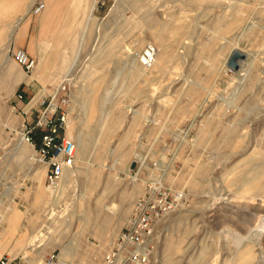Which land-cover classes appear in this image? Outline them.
<instances>
[{
    "label": "rangeland",
    "instance_id": "1",
    "mask_svg": "<svg viewBox=\"0 0 264 264\" xmlns=\"http://www.w3.org/2000/svg\"><path fill=\"white\" fill-rule=\"evenodd\" d=\"M64 79L78 161L53 189L39 133L21 144ZM153 181L187 198L153 264H264V0H0V255L102 264Z\"/></svg>",
    "mask_w": 264,
    "mask_h": 264
},
{
    "label": "built area",
    "instance_id": "2",
    "mask_svg": "<svg viewBox=\"0 0 264 264\" xmlns=\"http://www.w3.org/2000/svg\"><path fill=\"white\" fill-rule=\"evenodd\" d=\"M157 48L149 43L136 56L145 67H151ZM21 64L32 65L23 50L16 53ZM41 102L33 127L27 132L28 141L34 139L30 133H39V161L46 165V180L50 188H56L64 173L75 167L77 143L66 134L68 122L67 107L70 102L69 84L63 81ZM22 97V95H19ZM25 115L28 113L25 112ZM186 195L160 182H148L144 193L139 196L130 212L126 224L118 234L113 249L108 252L102 264H153L158 241V225L173 210L183 206ZM17 256L0 255V264H24ZM57 255L49 258V264H56Z\"/></svg>",
    "mask_w": 264,
    "mask_h": 264
},
{
    "label": "bare ground",
    "instance_id": "3",
    "mask_svg": "<svg viewBox=\"0 0 264 264\" xmlns=\"http://www.w3.org/2000/svg\"><path fill=\"white\" fill-rule=\"evenodd\" d=\"M94 5H95V3H94ZM44 6L46 8L43 10V12H42V14L40 16V25H41L42 31H44L45 29H47L53 23L56 4H54V3L50 2V1H47V6L46 5H44ZM30 10H31V5H28L25 8H23V6H21V7L18 8V11L16 12V15H17V18H18L16 25L19 23V21H21L22 19H24V17H26L28 15V13L30 12ZM40 61H41V72H42L41 75H42L43 78H45V77H47V74H48L47 71H48V68H49V62L44 57H41V60ZM67 77L69 78V75ZM64 80L65 81H68L67 79H64ZM64 80H61L60 83L62 81H64ZM60 83H59V85H60ZM68 135H69V132H68ZM24 137H25V140H23V143L21 144V153H23V151H24V146H25V143L26 142L29 145H31L29 143V141L27 140V137L26 136H24ZM78 149H79V145L77 144V151H78ZM34 154H35V151H34ZM77 161H78V152H77ZM76 164H77V162H76ZM71 170L66 171L67 174L65 172L64 173L65 176L63 175V177H69L70 178L71 173H72ZM75 175H76V172H75ZM60 262L62 263V261H60Z\"/></svg>",
    "mask_w": 264,
    "mask_h": 264
},
{
    "label": "water",
    "instance_id": "4",
    "mask_svg": "<svg viewBox=\"0 0 264 264\" xmlns=\"http://www.w3.org/2000/svg\"><path fill=\"white\" fill-rule=\"evenodd\" d=\"M245 58V54L240 50H233L229 59H228V65L234 69H237L239 67V64L237 60Z\"/></svg>",
    "mask_w": 264,
    "mask_h": 264
},
{
    "label": "crops",
    "instance_id": "5",
    "mask_svg": "<svg viewBox=\"0 0 264 264\" xmlns=\"http://www.w3.org/2000/svg\"><path fill=\"white\" fill-rule=\"evenodd\" d=\"M54 2V1H53ZM77 2V1H76ZM55 3V2H54ZM35 139L39 141V136H35ZM2 248V249H1ZM7 248V246L5 248L0 247V252H3L5 249Z\"/></svg>",
    "mask_w": 264,
    "mask_h": 264
}]
</instances>
